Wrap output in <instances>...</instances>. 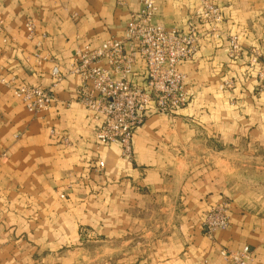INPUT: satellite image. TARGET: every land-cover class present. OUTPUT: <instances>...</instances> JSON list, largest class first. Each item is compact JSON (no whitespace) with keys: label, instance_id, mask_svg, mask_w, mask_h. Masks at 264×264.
I'll list each match as a JSON object with an SVG mask.
<instances>
[{"label":"crops","instance_id":"0c3cea01","mask_svg":"<svg viewBox=\"0 0 264 264\" xmlns=\"http://www.w3.org/2000/svg\"><path fill=\"white\" fill-rule=\"evenodd\" d=\"M211 1L223 13L221 31L237 37L242 56L230 60L225 39L204 38L180 66L186 107L173 117L149 108L134 132L129 162L118 144L97 143L100 123L90 112L65 104L79 84L69 73L76 50L120 38L140 0L124 7L117 0H0V77L14 80V87H48L54 68L63 77L54 89L58 103L36 114L0 85V264H73L84 251L79 227L116 244L148 238L153 218L160 238L150 249L104 264H227L220 250L245 246L254 253L250 264H264V193L235 189L219 167L191 163L193 148L203 153V145L264 155V95L254 96L253 80L240 79L247 49L264 58V0ZM154 2L155 24L182 29L193 19L198 26L199 0ZM4 37L12 41L4 45ZM36 53L45 58L40 65ZM143 71L138 63L133 81L139 85ZM233 78V94L218 91L221 80ZM52 133L69 135L70 145ZM222 203L228 227L207 237L204 217Z\"/></svg>","mask_w":264,"mask_h":264},{"label":"built area","instance_id":"2783aa9c","mask_svg":"<svg viewBox=\"0 0 264 264\" xmlns=\"http://www.w3.org/2000/svg\"><path fill=\"white\" fill-rule=\"evenodd\" d=\"M128 0H119L126 5ZM157 6L154 0H140V7L133 13L121 38H110L97 48L88 45L77 49L70 74L75 75L79 84L71 103L78 104L90 112L99 124L96 141L103 146L118 144L121 157L133 160L132 140L134 132L144 122V114L154 108L158 115H172L186 107L188 93L186 76L180 71L182 63L190 62L198 52L201 39L208 36L213 41L224 37L220 26L224 16L211 0H199L195 11L198 26L190 19L182 29L166 28L154 23ZM3 21L0 19V31ZM28 37L34 34V25L25 24ZM4 38L3 43H6ZM229 56L240 53L236 36L227 38ZM255 61V60H254ZM138 63L143 66L144 85L133 81ZM53 83L48 87H13V80L0 77V84L10 87L13 96L30 114L44 112L58 103L54 89L63 80L58 69L52 71ZM62 146L70 145L69 135L52 133ZM98 168H104L99 162ZM229 217L226 204L211 208L202 223V232L212 237L228 227ZM220 258L227 264H250L254 253L250 247L230 251L222 249Z\"/></svg>","mask_w":264,"mask_h":264},{"label":"rangeland","instance_id":"374dc122","mask_svg":"<svg viewBox=\"0 0 264 264\" xmlns=\"http://www.w3.org/2000/svg\"><path fill=\"white\" fill-rule=\"evenodd\" d=\"M118 2L119 0H117L118 6L120 7L125 6V5L124 6L119 5ZM136 12H132L129 15V18L133 13H136ZM126 28H127V24H126ZM126 28L124 29L121 37H123ZM1 32H3V28L0 31V33ZM228 37H230V35H227L224 33V37L219 41H213L208 36H204L201 39V41L204 38H207L211 43L216 44L222 41L223 39H225L227 42ZM4 38H6L5 44L3 43ZM4 38L2 39V43L4 45H8L9 42L12 41V40L10 41L7 37H4ZM201 41L198 47V51L200 49ZM239 46L241 49L240 53L235 57H230L229 56V53H230L229 45L227 42L228 57L230 58V60H235L242 56L244 50L240 44ZM34 59H35V63L37 65H40L41 62L44 61L45 58L41 57L39 53H36L34 55ZM243 67L245 68L243 72L240 74V79L244 83H246L247 81L250 82V80H253L254 82L253 95L257 97L264 95V58L262 57L260 51L257 50L256 48L247 49L245 53V61H244ZM51 77H52V83H53L52 72H51ZM61 82L58 85H60ZM236 85H237V82L234 78L224 79V80H221V82L219 83L218 91L220 92L227 91L233 94V91L236 88ZM7 88L11 89L10 87H7ZM232 100L234 101L235 99L233 98ZM174 114L167 115V116L173 117ZM200 149L201 148L198 146L193 148L195 155H193L194 157L191 162L192 164L200 163V164H207L209 166H217L224 171L225 181L228 182V184L234 187L235 189L254 190V191L264 193V155L259 156L258 154L254 153V151L252 150H248V151L246 150V152L244 151L236 152L230 149L225 150L215 145H212V146L203 145V148H202L204 150L203 153H201ZM155 220L156 219L153 218L150 222L151 224L149 227L151 230L149 232L151 233V235L148 238H144V237L142 238L140 235H138V236H134L131 240H128L126 242L122 241L116 244H103L100 242V240H98V237L94 233L92 234V232H90L84 227H79L81 248H84V251L80 252V255L74 258L73 264H77V263L78 264H104L106 262H110V261L122 258L126 255L140 256L143 253L142 251H144L145 249L147 250L148 248L150 249L152 245L156 242V240L160 238L157 233V230H158L157 228H160V226Z\"/></svg>","mask_w":264,"mask_h":264}]
</instances>
